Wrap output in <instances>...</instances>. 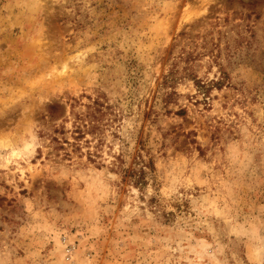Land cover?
Here are the masks:
<instances>
[{
  "label": "rangeland",
  "instance_id": "obj_1",
  "mask_svg": "<svg viewBox=\"0 0 264 264\" xmlns=\"http://www.w3.org/2000/svg\"><path fill=\"white\" fill-rule=\"evenodd\" d=\"M0 264H264V0H0Z\"/></svg>",
  "mask_w": 264,
  "mask_h": 264
},
{
  "label": "trees",
  "instance_id": "obj_2",
  "mask_svg": "<svg viewBox=\"0 0 264 264\" xmlns=\"http://www.w3.org/2000/svg\"><path fill=\"white\" fill-rule=\"evenodd\" d=\"M198 84H199V82L196 81V85H198ZM216 84L219 85L220 83L219 82H216ZM180 113L183 114L184 111H180Z\"/></svg>",
  "mask_w": 264,
  "mask_h": 264
}]
</instances>
